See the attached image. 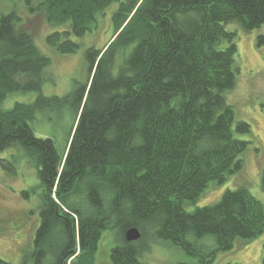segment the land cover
<instances>
[{
	"label": "trees",
	"instance_id": "1",
	"mask_svg": "<svg viewBox=\"0 0 264 264\" xmlns=\"http://www.w3.org/2000/svg\"><path fill=\"white\" fill-rule=\"evenodd\" d=\"M38 8L56 27L46 43L60 54L76 52L74 38L95 30L109 9L112 34L86 49L84 83L47 96L41 88L51 58L14 8L0 14V151L24 152L41 186L40 223L22 264H95L107 230L116 240L110 264H150L147 239L213 264L218 252L262 233L264 206L245 186L193 211L184 204L242 168L248 142L234 133L250 125H234L226 100L239 72L237 34L226 25L245 32L264 25V0H40ZM14 92L38 94L2 108ZM59 106L74 112L61 148L30 125L37 112ZM131 227L141 236L129 242ZM198 241L214 245L201 253Z\"/></svg>",
	"mask_w": 264,
	"mask_h": 264
},
{
	"label": "rangeland",
	"instance_id": "2",
	"mask_svg": "<svg viewBox=\"0 0 264 264\" xmlns=\"http://www.w3.org/2000/svg\"><path fill=\"white\" fill-rule=\"evenodd\" d=\"M39 1L29 0L31 3L29 5L25 0H0V14L7 13L13 8L19 14L21 17L19 26L27 30L40 50L51 58V64L45 69V81L41 92L47 96L61 97L88 79L85 51L90 46L101 48L111 37L110 9L100 18L95 30L82 38H74L79 43L76 52L60 54L46 43V36L56 27L46 21L44 10L38 8ZM226 29L236 31L239 66L236 84L226 94V100L234 108V125L237 121H245L250 125V132L234 133L236 137L246 140L248 145L240 155L243 161L242 168L229 175L223 183L209 182L195 202L184 204L187 211L212 204L226 189L240 186H245L264 206V189L261 187V174L264 168V45L257 46V36L264 34V25L245 32L236 23H229ZM37 94L14 92L1 106L8 109L15 102L31 103ZM73 121L72 108L59 106L37 112L30 125L37 136L52 137L61 148ZM23 192H27V196H24ZM40 194V180L33 160L18 149L0 151V258L12 264H22L23 254L32 249L35 230L40 223ZM106 232L114 233L107 230L104 234ZM107 233L103 234L104 237L102 236L98 243L95 264H110L109 253L116 240L115 233L112 234V238ZM202 241L197 243L201 253L214 245L212 241L205 243L208 247L206 245L200 247V244H204ZM147 243L148 249L143 260L150 264L177 262L201 264L198 256L189 255L178 246L153 239H147ZM263 254L264 230L251 240H237L234 248L229 251L218 252L213 264L235 262L262 264ZM30 263H34V260H30Z\"/></svg>",
	"mask_w": 264,
	"mask_h": 264
},
{
	"label": "water",
	"instance_id": "3",
	"mask_svg": "<svg viewBox=\"0 0 264 264\" xmlns=\"http://www.w3.org/2000/svg\"><path fill=\"white\" fill-rule=\"evenodd\" d=\"M141 232L136 227H131L125 232V239L127 241H136L140 238Z\"/></svg>",
	"mask_w": 264,
	"mask_h": 264
}]
</instances>
